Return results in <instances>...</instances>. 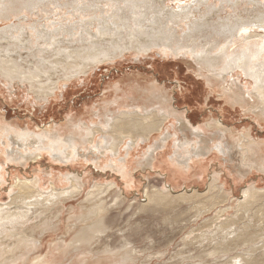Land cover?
Here are the masks:
<instances>
[{
	"label": "bare ground",
	"instance_id": "bare-ground-1",
	"mask_svg": "<svg viewBox=\"0 0 264 264\" xmlns=\"http://www.w3.org/2000/svg\"><path fill=\"white\" fill-rule=\"evenodd\" d=\"M168 1L176 2V9L165 6L164 3ZM181 1L102 0V5L111 8L107 11L101 4L98 6L92 0H84V2L82 0H0V78L11 79L13 74H18L22 76L20 84L27 85L30 92L37 89L45 90V101H49L48 99L58 95L62 86L76 78L85 77L83 83L90 82L88 75L104 62L98 60L101 57L95 52L99 48L94 42L113 37L119 32L116 29L121 25L122 31L128 29V36L132 39L143 38L134 48L138 57H149L157 53L162 59H168L187 48L189 50L187 53L195 54V57H199L198 61H201L206 57L202 55L201 49L191 48L189 41L202 37L208 39L216 37L218 39H214L211 50L218 49L213 57L222 58L224 65L218 71H207L215 74L214 78H206L211 84L210 91L215 88L219 96L228 104L245 107L244 109L250 113L264 118V15L248 17L247 20L246 17L219 19L222 24L217 23L215 26L208 20L218 9L209 6V0L194 1L184 5H181ZM216 1L219 6L224 4L227 7L228 4L230 9L236 10L235 7L243 0ZM248 3L256 8L259 2L248 0ZM144 6L149 8L145 9ZM38 10L44 16V23L41 20L30 21L27 24L28 15H33L34 12L38 14ZM152 12L155 14L152 15ZM130 13L135 15L134 24L128 22ZM6 22L9 23L5 24ZM170 37L171 43L167 41ZM161 39L164 44L169 43V45L161 46L162 43L159 42ZM156 42L159 47L156 46ZM78 49V55L70 54ZM152 49H155V52ZM124 51L126 50L122 52ZM23 52L39 62L54 56H59V60L63 58L53 66V70L51 66L46 82H38L25 76L30 70L25 69L21 64L24 59L21 56ZM241 74L250 81L243 86H240ZM129 84V86L119 82L108 84V89L104 90L101 112H107L104 108L107 105L115 107L127 103L124 94L138 87L135 91H131L132 105H135L133 110L128 111L127 107V110L119 113L115 122L114 119L107 117L103 120L97 119L99 123L94 127L102 132L100 141L94 140V132L87 130L85 124L75 121L77 118L67 119V123L72 124L69 126L72 128V133L65 136L60 134L62 125H57L56 122L51 124L52 128L49 131L46 127L43 131L37 127L36 132L28 129L18 131L5 128V125L1 128L0 164L5 161L22 166L21 162H26L27 158L37 164V161L45 155L65 165L66 173L58 178L57 183L51 179L48 190L39 186L40 179L37 177L13 179V184L9 187L11 192L12 190L16 192L9 197V204L0 205V264H60L67 258L64 248L77 242L79 245L84 244L78 237L75 241L65 242L61 236L57 237L58 241H51L44 246L46 226L41 222L39 214L29 212L30 205L46 206L56 203L64 205L66 201L82 196L85 183L79 180L80 176L77 173L72 172L70 164L73 163L91 162L95 168L103 171L101 177L106 178L108 174L109 178H113V181L105 185L96 184L93 190L86 194L84 200L85 203L90 204L88 219L92 220L85 230L101 235L104 227L103 218H98L103 211L104 203V200L99 198V194L103 192L101 189H106L107 194H115L116 200L111 198L113 202L126 201L129 189L137 187L135 183L137 178H133L132 173L135 164L139 165L141 162H137L139 158H145L153 153L152 147L155 142L150 141L151 134L178 129L190 131L195 134V138L208 134V145L203 148L201 142L197 140L193 142L190 150L170 155L172 141L166 135L158 136L161 143H164L166 152L153 153L154 160L157 164L161 162L171 167L172 175L169 178L172 182L166 186V189L145 188L144 199L139 200L138 208L145 211H150L149 208L171 209L179 200L192 199L195 200L197 204L195 208L199 207V211L216 209L217 216L233 210L230 219L212 224L217 227L212 234L219 236L216 243L219 244L220 254L245 248V251L239 254L242 264H264V256H262L263 261L262 259L259 261L255 253L258 251L264 254V244H261L264 240V214L261 213L264 211V189H257L256 185L251 184L241 188L240 196L235 197L233 187L229 190L226 183L222 182V171L214 174L207 190L203 193L199 189H192L175 194L173 188L181 181L186 182L195 168L201 173L200 170L206 165V158L217 160L220 156L223 165L230 164L229 155L233 152L231 150L237 151L240 159L238 164L242 168L249 169L243 177L238 174L240 180L254 176L253 172L264 175V142L253 140L250 130H240L241 132L235 135L236 130L217 120L192 128L191 122L185 121L187 116L177 111L175 101L170 97L168 100L164 98L162 93L164 88L157 85L160 91L153 90L151 88L154 86L150 82L147 84L137 80L136 83ZM159 96L161 100H167V106L158 105ZM139 98L140 100H137ZM140 108H143V111H139ZM158 118L161 120L158 121ZM217 136L221 138L219 141ZM77 137L82 139L86 137V142L76 143ZM224 141L229 148H225ZM142 142L147 146L146 152L138 156ZM89 157H92V160ZM250 159L256 165L251 163ZM58 170L64 171L60 167ZM139 170L141 168L137 169ZM147 171L150 174L151 171ZM136 173L140 174V172ZM145 173L147 172L141 175ZM113 174L119 177L115 178ZM261 179L264 182V179ZM4 182L3 175H0V186ZM231 201H235L234 208L228 210L221 207ZM23 202V207L16 206ZM255 203L261 206L259 210L255 208ZM104 228L106 233V227ZM82 236L81 234L79 237ZM45 248L46 252L42 255ZM105 255L111 258L114 256L110 249H105ZM82 259L85 264V256H80L78 261L81 262Z\"/></svg>",
	"mask_w": 264,
	"mask_h": 264
},
{
	"label": "rangeland",
	"instance_id": "rangeland-1",
	"mask_svg": "<svg viewBox=\"0 0 264 264\" xmlns=\"http://www.w3.org/2000/svg\"><path fill=\"white\" fill-rule=\"evenodd\" d=\"M92 1L98 6L102 5V0ZM194 1L200 0H182L181 5H184V3L191 4ZM204 1L202 0V2ZM257 1L259 3L256 8L253 4L248 3V0H243L235 7L236 10H233L229 8L228 4H226L227 7L224 4L219 6L216 0H209L208 5L216 7L219 13H214L208 21L213 22L216 26L217 23L222 24L218 21L219 19L246 17L247 20L248 17L254 18L260 16V14L264 15V0ZM164 5L172 9L177 7L174 1L165 2ZM102 8L107 11L111 10L105 4L102 5ZM144 8L149 7L144 6ZM154 14L155 12H152V15ZM134 18L135 15L130 13L128 22L134 24ZM41 20L44 23V16L38 10V14L34 12L33 15H28L26 23ZM121 28L122 25L116 29L119 32L113 37L102 38L94 42V45L99 48L95 54L101 57L98 60L104 62L98 65L90 73L91 75H88V81L90 82L83 83L85 77L76 78L71 83L62 86L59 93H57L58 95L48 99L49 101H45V90L37 89L30 92L27 85L20 84L22 76L13 74L11 79L1 77L0 119L14 123L15 129H19L21 124H29L32 127H30L31 130L50 126L53 122H56L57 125H64L67 118H80L82 121H85V119L88 121L87 118L91 116V113H85V109L89 107L97 109L96 107L102 102L104 90L108 89V84L119 82L129 86V83H136L137 80L147 82V84L150 82L154 86V88H151L153 90H159L157 85L164 88L162 89L164 98L168 100L170 97L172 101H175L177 111L187 116L184 119L186 122H191L192 128H196L199 124H206L211 120H217L230 129L236 130L233 131L235 135L244 129L250 130V136L253 140L264 142V118L258 114L250 113L247 109H244L245 107L241 108L228 104L219 96L215 88L210 91L211 84L208 83L206 78H214L215 74L212 72L207 73V71H218L224 65L222 58L215 59L213 57L218 49L211 50V44H214V39L218 38L208 39L202 37L189 41L191 48L194 50L201 49L202 55L206 57L201 61H198L199 57H195V54L187 53L189 51L187 48L174 57H168V59H162L157 53L149 57H138L134 48L143 38L134 40L131 36H128V29L122 31ZM118 38L123 39V41H119L121 39ZM162 41V39L159 41L162 43L161 46L169 45V43L164 44ZM167 41L171 43L172 38L170 37ZM156 46L159 47L157 42ZM123 50L126 51L122 52ZM152 51L155 52V49H152ZM78 52L79 49L70 54L78 55ZM61 55H64V53H61ZM21 56L22 59L24 58L21 62L22 66L30 70L25 76L38 82H46V76L49 75L51 66L53 70V66L63 58L59 60V56H54L39 62L35 61V58L26 52H23ZM38 68H40L39 72ZM43 71L46 73H42ZM247 82L250 81L241 74L240 86L245 85ZM11 84H13L12 87H10ZM137 88L135 87L131 91L133 92ZM137 100H140V98ZM167 100L163 101L159 96L157 103L158 105L167 106ZM138 110L143 111L142 109ZM254 112L256 111L254 110ZM160 120L161 118H158V121ZM87 123L91 122L88 121ZM86 128L94 132V140L100 141L102 132L94 127V123L86 125ZM111 132L113 133V131ZM151 135L150 141L155 142L152 147L154 154H164L166 152L164 143H161L158 137L162 135H166L172 141L170 155L190 150L193 142L197 140L201 142L203 148L208 145V134L195 138V134L182 129L152 133ZM216 138L218 141L221 139L219 136ZM77 139L76 143L86 142V137L84 139L77 137ZM224 144L225 148H229L226 141H224ZM140 147L141 150L138 156L145 154L147 148L143 145V142ZM231 151L233 152H230L229 155L230 164L223 165L220 156L217 157V160H212L210 157L206 158V165L200 170L201 173L197 172L195 168L187 177L186 182L181 181L179 185L173 186L175 194L192 189H199L202 193L205 192L212 181V177L219 171H222V182L226 183L227 189L232 190L233 187L235 197L240 196L241 188L251 186V184L256 185L257 189H264V182L261 179H264L262 173L253 172L254 176L244 180L239 179L238 174L243 177L249 169L248 167L242 168L238 164L240 159L237 151ZM153 153L145 158H139L137 162H141L139 165L135 164V170L133 169L132 173L134 174L133 178H137V182H135L137 187L129 189L126 201L113 202L111 198L113 197L116 200L115 194L105 193L106 189L102 187L101 191L103 192L99 194V198L104 200L103 211L101 215H98V218H103L102 222L103 226L106 227V233L104 227L101 235L85 230L92 223V220L88 219L90 204L84 202L86 194L93 190L96 184L105 185L113 181V178H109L108 174L106 178L101 177L103 171L95 168L91 162L70 164L72 172L77 173L80 176L79 180L85 183V191L82 196L74 197L66 201L64 205L63 203H56L46 206H29V212L39 214L41 222L46 226L44 246L51 241H58L57 237L60 238L61 236H63L65 242L75 241L77 237L80 238L81 242H84L80 245L77 242L64 248L67 258H65V262H61L62 264H84V259L81 262L78 261L80 256H85V264H242V261L239 260V254L243 253L245 248L220 254L219 244L216 243L219 236L212 234L217 228L212 224L230 219L233 210L217 216L216 209L214 211H199V207L195 208L197 205L195 200L192 199L179 200L172 205L171 209L149 208L150 211H145L138 208L139 200H142L145 188L166 189V186L172 182L169 178L172 175L171 167L161 162L157 164ZM89 159L92 160V157H89ZM37 162L35 164L34 161L27 158L26 162H21L22 166L20 164H9L5 161L0 164V175H3L5 181L0 186V205L9 204V197L16 192L13 190L11 192V187H9L13 184L12 181L15 177L19 179L37 177L40 179L39 186L44 190H48L51 179L57 183L58 178L66 173V170H64L65 165L59 164L56 160H51L50 157L45 155ZM250 162L256 165L252 159H250ZM153 163L155 165L152 166ZM59 167L64 171H59ZM139 168L141 170L137 171ZM147 170L151 171L150 174ZM136 172H140V174ZM143 172L147 173L141 175ZM113 176L115 178L119 177L116 174H113ZM257 176L259 177L257 178ZM122 188L124 189V187ZM33 193L36 192L33 191ZM234 202L231 201L224 204V206L221 205V207L229 210L234 208ZM23 204L24 202L16 206L23 207ZM258 204L255 203V208L259 210L261 206H258ZM261 213L264 214V211H261ZM80 233L83 235L82 237H79L81 236ZM261 244H264V240L261 241ZM105 249H110L113 252V258L105 255ZM45 252L46 248L43 249L42 255ZM255 253L257 260L261 261L260 259L263 258L264 254L258 251ZM259 261L258 263H260Z\"/></svg>",
	"mask_w": 264,
	"mask_h": 264
},
{
	"label": "crops",
	"instance_id": "crops-1",
	"mask_svg": "<svg viewBox=\"0 0 264 264\" xmlns=\"http://www.w3.org/2000/svg\"><path fill=\"white\" fill-rule=\"evenodd\" d=\"M126 97V102L127 103H122L120 104L119 106H106L104 108H106L105 110L107 112H101V109L103 107V105L100 103L99 106H97L95 108H86L85 109V113H91V116H89L88 121L91 122V123H94V125H97L99 122H95V121H98L97 119H101L103 120L105 117L109 118V119H114V121L116 120V117L119 115V113H121L122 111H125L127 110V107H128V111H131L134 109L135 105H132V102H133V94L131 93V91H128L124 94ZM143 110V108H140ZM68 119V118H67ZM67 119L64 123V125L62 124V130H60V134L61 136H65V135H70L72 133V128H70L69 126H71L70 124L67 123ZM75 121H78L80 122L81 124H85V125H89L91 123H87L88 121H82L80 120V118H77ZM5 125V128L9 127L10 129H14V130H18V131H22V130H31L29 126V124H25V125H22L21 124V127L19 129H15V126H14V123L12 122H5L4 120L0 119V130L1 128ZM22 126H24V128H22ZM44 128L46 127V130L49 131L48 128H52V126H43ZM43 127H41L40 129L43 130ZM32 128V127H31ZM33 131L36 132V129H32Z\"/></svg>",
	"mask_w": 264,
	"mask_h": 264
}]
</instances>
